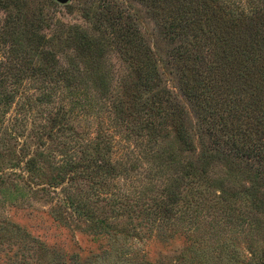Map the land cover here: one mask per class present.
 I'll use <instances>...</instances> for the list:
<instances>
[{"label":"trees","instance_id":"16d2710c","mask_svg":"<svg viewBox=\"0 0 264 264\" xmlns=\"http://www.w3.org/2000/svg\"><path fill=\"white\" fill-rule=\"evenodd\" d=\"M136 1L141 4L152 3L153 13L161 23L162 40L167 42L169 49L165 52V57L159 54L156 59L162 67L168 68L170 74L175 71L180 60L183 61L182 70L194 67L192 73L197 75H194L196 78L193 87L189 86L188 78L184 81V72H177L176 76L181 81L183 94L195 101V115L201 138L213 142L205 143L198 157L190 159L193 142L184 122L180 123L181 126L175 128L174 132L176 140L184 150L188 148L189 155L180 157L173 145L168 146L171 150L169 153L160 151V146L156 149L158 141L154 137L159 134L156 133L154 121L162 114L169 118L171 112L169 114L168 108L160 107L164 104L159 98L161 93L156 89L162 85L161 76L154 53L137 28L136 14L119 9L118 5L111 3L103 4L98 10V5L93 6V2L85 8L86 17L93 26V29H90L65 24L57 18L54 20L53 16H44L43 8L35 12L32 18L34 20L30 21L27 11L24 13L23 8L31 0H0V11L4 13V16H0V161L9 159L15 167L25 163L22 170L28 172L30 180L38 178L46 168L44 165L50 164L51 184L60 186L67 180L81 179L89 181L91 189L95 191L100 185H106L103 181L111 175L126 176L144 160L149 163L150 160L155 161L157 168L163 167V173L166 168L182 166L181 176L174 180L176 174L175 177L173 174L172 183H167L162 202L148 206V210L156 215V219H163V213H170L172 216L178 214L179 210L175 207L179 204L185 207L189 216L193 207L198 206L200 200H207L210 194H218L220 201L217 203L222 201L228 206H231L234 200L237 201L238 196L251 200L246 204L256 202L260 190L255 189V186L262 188V180L258 179L249 188H241L242 178L235 175L234 171L242 167H255L257 174L260 166L255 162L260 165L264 160V72L259 68V65L264 63V39L256 36L260 35L259 31L264 27V1L262 6L260 0L249 1V26L243 28L244 32L236 28L238 25L243 26L245 8L228 3L227 0H191L194 2L193 6H189V0ZM226 2V15L222 16V19L225 17L224 22L215 8ZM194 5L199 7L196 14L192 11ZM56 6L55 0H51L49 7L55 10ZM209 13L218 16V19L213 18L216 19L215 25L225 23L229 29L230 41L235 42L234 49H228L223 58H219L217 51L214 52L210 46H205L199 54L196 42L192 38L188 41L182 36L188 27L199 22L197 17L200 20ZM208 20L210 22V19ZM55 28L60 30L62 35L57 37V33L52 36L42 33L45 29ZM177 37H180L181 41H177ZM175 43L179 44L175 46ZM171 44L175 48H172ZM74 46H78L80 54L87 58L83 61L84 69L78 70L79 75L76 77L82 82L79 87L64 82L70 81L74 75L71 68L75 67V59L65 66L61 65L59 58L61 49H71ZM115 46L121 56L129 62L133 60L132 63L136 64L137 80H133L132 89L138 93L134 95L132 107L127 106V102L115 93L119 92V87L112 85L116 72L106 57L112 49H116ZM208 51H212L211 55ZM78 66L80 67L79 64ZM252 66L256 71L250 70ZM228 83L230 88L226 89ZM248 86L254 88L250 89ZM160 102L158 109L157 104ZM14 105L16 114L14 118H8ZM174 106L177 108L174 112L176 115L181 104L178 102ZM134 108L139 111L131 118ZM79 109H88L89 114L97 109L96 115L99 116L96 117L100 119V131L93 140L81 141L85 136L72 126L74 113ZM43 112L45 114H42ZM104 112L107 115L100 116ZM122 113L126 114L124 118L128 116L127 120L121 117ZM31 116L32 126H29L30 133L27 138L32 141H24L21 152L18 153L16 146L19 139L25 135L28 129L26 122ZM118 127H126V140H135L140 149L131 146L127 148V160L132 164L120 162V170L112 163L110 156L114 148V136L110 133ZM101 128L104 132H101ZM116 132L123 135L120 130ZM148 135L152 138L146 142L145 137ZM167 137L168 135L164 139ZM33 140L37 144L36 150L28 157L30 154L27 149ZM56 142L62 147L58 151L60 158L58 157L57 162L54 156L56 150L50 146ZM42 147H47L49 153L41 151ZM184 150L180 154L185 155L187 151ZM16 155L21 158H14ZM222 159L232 166L229 167L228 175L234 180L227 186H223L224 180L216 179V182H213L209 179L210 165L213 161ZM18 177L24 179L22 176ZM214 183H219L217 187H220V191L214 187ZM183 184L184 191L187 192L184 196L180 190V185ZM203 186L206 192L200 189ZM68 191L65 189V193L70 195L68 200L75 209L83 211L93 219L90 217L93 211L86 210L90 209L88 198ZM165 199L168 202H165ZM247 211V217L250 213L252 216L259 214L249 208ZM242 215L245 216L244 213L240 214ZM165 218L171 219V216Z\"/></svg>","mask_w":264,"mask_h":264},{"label":"rangeland","instance_id":"374dc122","mask_svg":"<svg viewBox=\"0 0 264 264\" xmlns=\"http://www.w3.org/2000/svg\"><path fill=\"white\" fill-rule=\"evenodd\" d=\"M50 1L31 0L25 8L22 5L21 8L24 13L27 11L30 21L34 20L32 19L34 13L43 8L44 16H53L54 20L57 18L65 24L90 29H93V26L86 17L85 8L93 2H95L93 6L98 5V10L103 4L111 3V5H118L119 9L136 14L137 28L154 53V60L155 63L157 62L161 76L162 85L156 91L161 93L159 98L164 105L160 106V102L157 104V108H168L169 114L171 112L169 118L162 114L159 119L154 121L156 133L159 134L154 137L158 141L156 149L160 146V151L169 153L171 150L168 146L173 145L180 157L189 155L188 148L184 150V147L176 140L174 132L175 128L184 122L187 133L193 142L190 159L198 157L205 143L213 142V140L201 138L198 132L199 123L195 115L197 112L195 101L183 94L181 81L176 76L177 72H184V81L188 78L189 86L193 87L196 78L194 75H197L192 73L194 67L184 71L182 70L183 61L180 60L175 71L170 74V70L163 68L159 60H156L159 54L165 57V52L169 49L167 42L162 40L161 23L153 13L152 3L141 4L136 0H66L65 2L55 0L57 6L53 10L52 7H49ZM249 1L227 0L228 3H235L240 7L242 5V8H245L243 26L238 25L236 28L238 31L244 32L243 28L249 26L248 14L251 10ZM263 1H259L261 6ZM227 2L220 3L215 8L218 9V16L224 22L225 17L222 19V16L226 15ZM193 4L194 2L189 0V6H193ZM198 9L199 7L194 5L192 11L196 14ZM0 16H4L1 11ZM218 16L209 13L200 20L197 17L199 22L188 27L187 32L182 35L188 41L192 38L196 42L199 54L205 46H210L214 52L217 51L216 54L219 58H223L228 49H234L235 42L230 41L229 29L225 23H220L219 26L215 25ZM94 20L97 19L94 18ZM42 33L50 36L57 33V37L62 35V32L56 28L45 29ZM259 34L256 36L264 39V27L260 29ZM176 40L181 41V38L177 37ZM175 44L177 46L179 43ZM171 46L175 48L173 44ZM115 48L106 57L116 72L112 85L119 87V92L115 93L127 102V106L132 107L134 95L138 93L132 89L133 80H137L136 64L132 63L133 60L127 61L124 56H121L118 47L115 46ZM212 51H208V54L211 55ZM59 56L61 65L65 66L75 59V67L71 68L74 70V75L71 76L70 81L64 82L79 87L82 82L79 77H76L79 75L78 70L84 69L83 61L87 58L80 54L78 46L61 49ZM259 68L263 73L264 63L260 64ZM250 70L256 71L253 66L250 67ZM248 87L254 88L253 86ZM82 88H84V84ZM229 88L230 83L226 86V89ZM178 102L181 104L179 114L176 112L174 115L177 110L174 105ZM15 108L14 105L8 118H14ZM87 110L79 109L77 113H74L72 123L76 131L85 136H82L81 141L83 142L93 140L100 131V119L96 117L99 116L96 115L97 109H94L91 114ZM138 111L137 108H134L131 118H134ZM106 115L104 112L100 116ZM121 115L124 118L126 114L122 113ZM171 116L175 117L171 118ZM28 118L26 125L29 131L27 129L25 135L19 139L16 146L18 153L21 152L24 141H32L27 137L30 133L33 116ZM127 118L128 116L124 119L127 120ZM118 128L114 131L111 130L110 133L114 136V148L110 156L112 163L120 170L122 166L118 163L132 164L127 160V148L131 146L137 150L140 149L139 145L136 146L135 140H126L124 132L126 127ZM119 130L123 135L116 132ZM167 135L168 137L164 139ZM151 138L152 136L148 135L145 137V141L148 142ZM34 142L33 140L30 147L28 146L27 153L30 154L28 157L32 156L36 150L37 144ZM50 146L56 150L54 156H56L55 161L57 162L60 154L58 151L62 147L57 142L51 143ZM47 150V147L41 148V151L49 153ZM183 150L187 151L184 153L185 155L180 154ZM14 158H21V156L16 155ZM150 161L151 163L142 161L126 176L113 174L107 178V175L103 173L107 178L106 181H103V184L106 182V185H100V188L95 191L91 189L89 181L81 179L67 180L60 186L51 184L49 182L52 176L50 164L44 165L46 168L40 173V176L38 175V178L30 180L28 172L22 170L25 163L20 164V167H15L9 159L1 160L0 264H264V186L262 188L255 186V189L259 188L260 190L257 203L246 204L251 200L238 196L237 201L234 200L232 205L228 206L222 201L220 204L217 203L220 201L218 194L216 196L210 194L207 200H200L199 205L193 207L189 216L185 207L183 208L179 204L175 207L176 210H179L178 214L172 216L170 213H165V215L163 213V217H161L163 219H156V215L148 210V206L162 202L167 183L170 185L169 183H172L173 179L177 180L183 172V167H169L163 173V167L157 168L154 165L156 162ZM255 163L260 166L257 174L255 167L253 169L246 167L235 169V175L242 178L241 188L243 186L249 188L258 179L262 180L264 184V160L260 165ZM229 167L232 168L231 164L224 159L213 161L208 171L209 179L213 182H216V179L224 180L223 186L233 183L234 179L228 175ZM13 173L16 175H11ZM173 174L174 177L176 174V177L171 179ZM8 175L11 176L4 180ZM18 176H22L24 179ZM217 186L219 183H214V187L220 191V187ZM184 188V184L180 185L183 196L187 194ZM65 189L88 198L90 209L86 210L93 211L90 216L93 219H90L83 211L75 209L69 202L70 195L65 193ZM200 189L206 192L204 186ZM166 200L165 202H168ZM248 208L259 212V214L256 215L253 212L254 216L250 213L247 217ZM242 213L245 216H240ZM166 215H170L171 219H166Z\"/></svg>","mask_w":264,"mask_h":264},{"label":"water","instance_id":"95a60500","mask_svg":"<svg viewBox=\"0 0 264 264\" xmlns=\"http://www.w3.org/2000/svg\"><path fill=\"white\" fill-rule=\"evenodd\" d=\"M61 2H65L66 0H60Z\"/></svg>","mask_w":264,"mask_h":264}]
</instances>
